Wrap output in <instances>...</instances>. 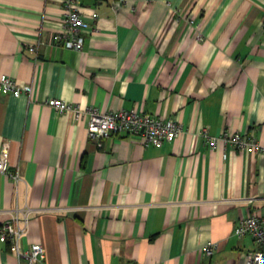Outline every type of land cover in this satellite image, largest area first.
Wrapping results in <instances>:
<instances>
[{
	"label": "crops",
	"instance_id": "0c3cea01",
	"mask_svg": "<svg viewBox=\"0 0 264 264\" xmlns=\"http://www.w3.org/2000/svg\"><path fill=\"white\" fill-rule=\"evenodd\" d=\"M65 1L0 0V75L33 87L31 100L0 93V150L18 175L0 173V225L26 218L19 245L41 244L42 264H247L255 245L232 232L264 219V155L197 132L264 142V0H76L91 25L81 50L53 41ZM48 98L174 118L183 133L98 145ZM0 264L27 262L0 242Z\"/></svg>",
	"mask_w": 264,
	"mask_h": 264
},
{
	"label": "built area",
	"instance_id": "2783aa9c",
	"mask_svg": "<svg viewBox=\"0 0 264 264\" xmlns=\"http://www.w3.org/2000/svg\"><path fill=\"white\" fill-rule=\"evenodd\" d=\"M76 0L65 1L64 24L61 29L53 34V41L68 49L81 50L85 32L91 30L90 23L75 7ZM97 18L96 13L90 16ZM32 84H16L5 74L0 75V93L11 94L14 97L21 93L29 100L32 99ZM45 103L56 113H71L75 120H83L86 125L87 137L100 145L104 138L111 136L127 135L139 139L144 145L160 147L164 142H172L178 135L183 133L182 125L174 118L161 119L147 114L141 110L130 108L117 111H100L94 107L81 108L77 104L64 102L59 98H48ZM203 142L209 148H214L218 142L223 146H230L238 151H253L264 155V142H258L252 135L238 132L222 131L216 136H211L205 129L198 132ZM8 150L4 146L0 150V173L8 174L17 180V173H11L6 169L5 162ZM225 157V153L223 154ZM27 219L20 224L16 216L0 225V242L7 243L9 250L17 259H25L27 264H42L45 258V249L35 243L29 248L22 249L19 240L27 231ZM236 237L249 236L255 249L247 254V264H264V219L253 214H246L240 218L233 232ZM218 248L216 242L208 241L203 248V255L211 256Z\"/></svg>",
	"mask_w": 264,
	"mask_h": 264
}]
</instances>
